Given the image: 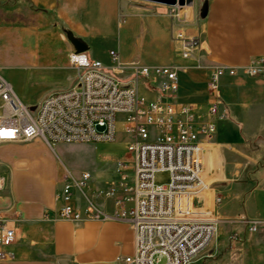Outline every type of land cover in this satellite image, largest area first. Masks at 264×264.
I'll use <instances>...</instances> for the list:
<instances>
[{
    "label": "crops",
    "instance_id": "0c3cea01",
    "mask_svg": "<svg viewBox=\"0 0 264 264\" xmlns=\"http://www.w3.org/2000/svg\"><path fill=\"white\" fill-rule=\"evenodd\" d=\"M207 1V17L178 30L186 32V38L197 40L201 52L206 50L208 66L246 64L251 58L264 55V0ZM0 4H15L18 11L29 12L33 19L48 17L67 37L71 34L85 42L88 45L85 53L93 59H98L95 55L100 48H106L108 54L110 50L116 51L119 59L147 60L150 63L142 64L155 65L167 64L155 60L166 59L173 53L167 17L157 10L136 7L130 0H0ZM175 43L180 48L182 41ZM72 50L70 40L64 51L48 49L42 45L39 30L33 24L0 26V69L19 64L42 72L65 67L69 71L63 79L72 85L76 74L66 54ZM183 75L180 73V82ZM218 128L219 133L205 146L208 150L203 154L204 179L211 187L212 207L222 221L223 217H233L241 225L245 217L264 220V185L261 187L259 181L256 187L251 182L264 179V165L256 169L252 178L247 174L237 178L241 170L238 165L244 163L237 156L243 155L249 164L255 161L243 149L249 143L241 140L236 143L241 148L220 151L231 126L220 122ZM15 144L0 146V162H8L12 167L11 174L6 169L0 170L8 178L6 188L0 192V212L16 231L10 248L13 256L1 259L0 264H128L124 258L134 253L135 245L134 232L127 221L84 218L72 222L58 218L56 211L60 207L63 176L69 169L76 176L82 171L91 174L89 188L76 192V206L82 211L112 214L117 200L124 194L118 184L119 163H127L130 168L131 160L117 161L104 180L97 179L89 170L75 174L64 164L58 175L55 146L41 139L31 141L24 148ZM12 150L17 155H12ZM30 162L37 170L23 174L21 167ZM44 171H49L51 177ZM217 197L221 198L218 203ZM255 233L262 249L255 264H263L264 225Z\"/></svg>",
    "mask_w": 264,
    "mask_h": 264
},
{
    "label": "built area",
    "instance_id": "2783aa9c",
    "mask_svg": "<svg viewBox=\"0 0 264 264\" xmlns=\"http://www.w3.org/2000/svg\"><path fill=\"white\" fill-rule=\"evenodd\" d=\"M182 60L191 58L198 42L179 34ZM114 63L108 67L85 52L72 50L68 57L75 70L72 86L49 93L37 104L24 103L0 69V146L41 139L57 143L111 142L124 136L132 160L130 168L120 162L118 182L123 191L112 214L82 211L76 192L89 188L91 174L79 176L65 170L56 216L62 220L121 219L134 232V253L128 264H189L215 236L219 218L211 204V187L204 179L203 153L216 135L218 122L227 118L220 93L225 76H264V55L246 64L218 65L206 79V104L180 101V73L188 68L172 64L131 62V81L123 71L118 53L109 51ZM141 79L158 87L152 97L139 92ZM132 82V83H130ZM10 133V135H7ZM158 171H168L167 186H157ZM7 176L0 172V192ZM207 198L210 200L207 202ZM217 197L215 202H220ZM49 214V211H46ZM251 233L264 220L244 218ZM14 226L0 212V260L13 256ZM264 264V261H263Z\"/></svg>",
    "mask_w": 264,
    "mask_h": 264
},
{
    "label": "rangeland",
    "instance_id": "374dc122",
    "mask_svg": "<svg viewBox=\"0 0 264 264\" xmlns=\"http://www.w3.org/2000/svg\"><path fill=\"white\" fill-rule=\"evenodd\" d=\"M203 0H194L190 16L183 14L185 11L181 6L161 5L146 0H130L136 7H142L150 11L157 10L167 17V27L169 29V44H173V53H169L166 59L155 60L158 63L181 65L187 67L186 73L180 82L178 99L180 101H201L203 104L206 96V79L211 66L207 64L206 50L196 49L190 59L182 60L178 54L182 50L176 48L175 41H181L180 33L187 37V33L178 30L180 27L197 24L201 22L199 16L200 4ZM18 23L33 24L39 30L41 43L50 50H65L69 45V40L64 32L48 17L31 18L29 12L18 11L16 5L0 4V26ZM71 52V51H70ZM70 52H66L67 58ZM100 61L108 67H113L106 48H100L96 55ZM123 65V71L119 73L121 79L131 81V62L150 63L147 60H119ZM154 61V60H151ZM69 70L65 67L54 68L42 72L35 67H24L22 64L5 66L1 68L4 76L13 84L21 100L28 103H39L41 99L49 93L69 88L68 82L64 81V74ZM139 92L152 95L158 93V87L146 79H141L138 85ZM152 93V94H150ZM220 93L224 102L227 118L223 121L228 122L231 128L227 132L228 139L221 145L220 151H233L241 148V140L247 141L248 146L243 147L249 155L255 159L253 164L247 163L246 157L237 156V160L243 164L236 175L237 178H244L247 174L252 178L256 169L264 165V76H225L220 82ZM201 99V100H200ZM219 128L217 127V130ZM218 132V131H217ZM216 132V134H217ZM219 133V132H218ZM216 136V135H215ZM31 142L16 143L15 146L24 148ZM55 146V172L60 174L62 164L68 166L75 174L81 170H89L94 177L100 180L107 178L113 171L114 164L119 160H132L127 152L124 143V136L119 134L111 142H73L57 143ZM206 153L208 150L204 148ZM231 151V152H232ZM238 152V151H237ZM17 151L12 150V155H17ZM21 153V152H20ZM238 154V153H237ZM249 164V165H248ZM0 170H5L11 174L12 167L8 162H0ZM246 168V169H245ZM245 169V170H244ZM247 169H250L247 171ZM24 173L35 172L33 163H27L21 167ZM46 176L51 177L49 171H44ZM8 180V178H7ZM171 180L170 172L158 171L155 174V184L157 186H167ZM264 185V179H252L251 182L257 187ZM220 220L217 232L210 244L200 252L189 264H255L262 253V249L257 243V234L248 230L244 222L238 225L233 217ZM249 218V217H245ZM244 219V218H243ZM241 226L244 227L241 229Z\"/></svg>",
    "mask_w": 264,
    "mask_h": 264
},
{
    "label": "water",
    "instance_id": "95a60500",
    "mask_svg": "<svg viewBox=\"0 0 264 264\" xmlns=\"http://www.w3.org/2000/svg\"><path fill=\"white\" fill-rule=\"evenodd\" d=\"M154 3H159L163 5H169V6H193L194 0H146ZM208 14V1L203 0L200 4L199 9V16L201 19H205ZM68 39L73 44L74 50L76 52H86L88 50V45L79 40L78 38H75L73 35L68 34Z\"/></svg>",
    "mask_w": 264,
    "mask_h": 264
},
{
    "label": "bare ground",
    "instance_id": "6f19581e",
    "mask_svg": "<svg viewBox=\"0 0 264 264\" xmlns=\"http://www.w3.org/2000/svg\"><path fill=\"white\" fill-rule=\"evenodd\" d=\"M182 9H184L185 11L183 12V14L187 15L188 17L190 16V12L192 7L191 6H181ZM205 151V150H204ZM204 154V153H203ZM211 180V179H209Z\"/></svg>",
    "mask_w": 264,
    "mask_h": 264
},
{
    "label": "snow or ice",
    "instance_id": "6c2138e0",
    "mask_svg": "<svg viewBox=\"0 0 264 264\" xmlns=\"http://www.w3.org/2000/svg\"><path fill=\"white\" fill-rule=\"evenodd\" d=\"M7 135H10V133H8Z\"/></svg>",
    "mask_w": 264,
    "mask_h": 264
}]
</instances>
